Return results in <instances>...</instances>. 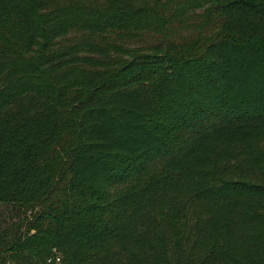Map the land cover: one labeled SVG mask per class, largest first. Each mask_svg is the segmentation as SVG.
Segmentation results:
<instances>
[{
    "label": "trees",
    "instance_id": "1",
    "mask_svg": "<svg viewBox=\"0 0 264 264\" xmlns=\"http://www.w3.org/2000/svg\"><path fill=\"white\" fill-rule=\"evenodd\" d=\"M0 264H264V0H0Z\"/></svg>",
    "mask_w": 264,
    "mask_h": 264
},
{
    "label": "rangeland",
    "instance_id": "2",
    "mask_svg": "<svg viewBox=\"0 0 264 264\" xmlns=\"http://www.w3.org/2000/svg\"><path fill=\"white\" fill-rule=\"evenodd\" d=\"M192 29H193V27L191 26L189 29H184V31H188V32H191L192 31Z\"/></svg>",
    "mask_w": 264,
    "mask_h": 264
},
{
    "label": "built area",
    "instance_id": "3",
    "mask_svg": "<svg viewBox=\"0 0 264 264\" xmlns=\"http://www.w3.org/2000/svg\"><path fill=\"white\" fill-rule=\"evenodd\" d=\"M60 259H61V258L58 256V257L56 258V261H57V262H60Z\"/></svg>",
    "mask_w": 264,
    "mask_h": 264
}]
</instances>
